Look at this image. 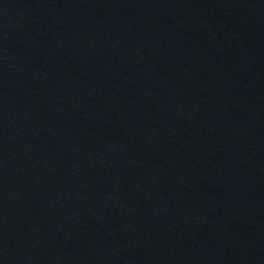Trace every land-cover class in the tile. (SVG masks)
<instances>
[{
    "label": "water",
    "instance_id": "water-1",
    "mask_svg": "<svg viewBox=\"0 0 264 264\" xmlns=\"http://www.w3.org/2000/svg\"><path fill=\"white\" fill-rule=\"evenodd\" d=\"M0 264H264V0H0Z\"/></svg>",
    "mask_w": 264,
    "mask_h": 264
}]
</instances>
